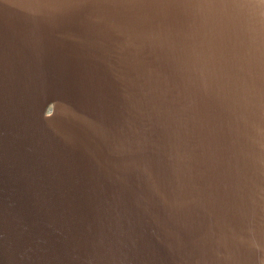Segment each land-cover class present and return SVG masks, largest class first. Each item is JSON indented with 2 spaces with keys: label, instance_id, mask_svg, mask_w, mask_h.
<instances>
[{
  "label": "water",
  "instance_id": "water-1",
  "mask_svg": "<svg viewBox=\"0 0 264 264\" xmlns=\"http://www.w3.org/2000/svg\"><path fill=\"white\" fill-rule=\"evenodd\" d=\"M0 264H264V0H0Z\"/></svg>",
  "mask_w": 264,
  "mask_h": 264
}]
</instances>
